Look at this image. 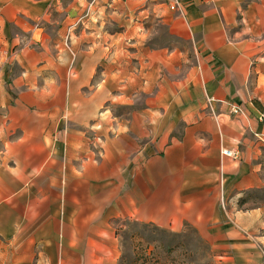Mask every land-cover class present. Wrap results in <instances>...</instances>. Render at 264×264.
Returning a JSON list of instances; mask_svg holds the SVG:
<instances>
[{"label":"crops","instance_id":"crops-1","mask_svg":"<svg viewBox=\"0 0 264 264\" xmlns=\"http://www.w3.org/2000/svg\"><path fill=\"white\" fill-rule=\"evenodd\" d=\"M100 2L0 0V264H103L118 220L264 264V0H180L157 48Z\"/></svg>","mask_w":264,"mask_h":264},{"label":"rangeland","instance_id":"rangeland-1","mask_svg":"<svg viewBox=\"0 0 264 264\" xmlns=\"http://www.w3.org/2000/svg\"><path fill=\"white\" fill-rule=\"evenodd\" d=\"M100 3L97 26L100 25L102 32H114L121 39H144L151 48L186 47L183 38L169 33L167 21L173 15L169 0H102ZM88 21L94 23L90 17ZM112 110L116 115L126 113L125 107L116 105ZM254 205L249 201L248 206ZM113 228L116 252L104 258L103 264H215L208 245L190 228L174 233L132 220L115 221Z\"/></svg>","mask_w":264,"mask_h":264},{"label":"built area","instance_id":"built-area-1","mask_svg":"<svg viewBox=\"0 0 264 264\" xmlns=\"http://www.w3.org/2000/svg\"><path fill=\"white\" fill-rule=\"evenodd\" d=\"M54 1H61V0H54ZM84 1L86 2V4L84 5L83 12L81 13L79 18L77 19V22H80V23L83 22L84 20H87L90 17L91 6L94 2V0H84ZM179 2H180V0H169V5H168L169 9L171 11H178L179 10ZM233 113H237V110H233ZM261 119H264V114L261 116ZM261 139H264V137ZM221 154L223 156H226V157L237 159L239 153L234 152L233 150H221Z\"/></svg>","mask_w":264,"mask_h":264},{"label":"trees","instance_id":"trees-1","mask_svg":"<svg viewBox=\"0 0 264 264\" xmlns=\"http://www.w3.org/2000/svg\"><path fill=\"white\" fill-rule=\"evenodd\" d=\"M249 201H252L256 205L264 202V189L261 191H248L246 195L238 201V205L242 207Z\"/></svg>","mask_w":264,"mask_h":264}]
</instances>
